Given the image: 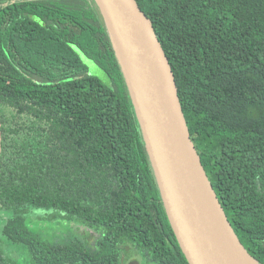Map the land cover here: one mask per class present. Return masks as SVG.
Returning a JSON list of instances; mask_svg holds the SVG:
<instances>
[{
    "label": "trees",
    "instance_id": "trees-1",
    "mask_svg": "<svg viewBox=\"0 0 264 264\" xmlns=\"http://www.w3.org/2000/svg\"><path fill=\"white\" fill-rule=\"evenodd\" d=\"M137 1L226 216L264 264V0ZM0 104L2 233L22 250L20 262L0 246V264H115L121 243L159 259L175 243L188 264L95 0H0ZM40 211L100 232L99 252L37 235Z\"/></svg>",
    "mask_w": 264,
    "mask_h": 264
},
{
    "label": "water",
    "instance_id": "water-1",
    "mask_svg": "<svg viewBox=\"0 0 264 264\" xmlns=\"http://www.w3.org/2000/svg\"><path fill=\"white\" fill-rule=\"evenodd\" d=\"M95 2L124 74L161 200L189 264H260L232 228L202 165L151 19L137 0ZM3 149L0 104V166Z\"/></svg>",
    "mask_w": 264,
    "mask_h": 264
},
{
    "label": "flooded vegetation",
    "instance_id": "flooded-vegetation-1",
    "mask_svg": "<svg viewBox=\"0 0 264 264\" xmlns=\"http://www.w3.org/2000/svg\"><path fill=\"white\" fill-rule=\"evenodd\" d=\"M166 211V210H165ZM167 214V213H166ZM168 217V216H167ZM169 220V219H168ZM170 223V221H169ZM171 226V224H170ZM81 231H83V229L85 228V232L88 231V235H90L91 237L89 238L87 236V234L84 233H74L72 235L67 236L66 238L69 237H77L79 239H81L83 242H85L89 248L94 251V252H99V248L100 246H102L103 244V235L100 232H96L90 228H87L83 225H79ZM172 228V226H171ZM173 230V228H172ZM174 233V231H173ZM175 235V233H174ZM161 239V237H160ZM164 239L167 243L168 246H173V240L172 238H169L168 235L164 236ZM175 239L177 241L178 246L180 247V244L178 242V239L175 235ZM173 250H167L164 251L162 250V258L159 259V257L156 258L155 256V251L154 252H149L147 250H143L140 249L139 247L133 246L132 244H123L121 243L119 245V248L116 249L117 251V257H116V261L115 264H131L132 262H138L139 264H183V261L181 259V257L179 256V250L176 248V245L174 243ZM181 249V247H180ZM182 251V249H181ZM183 253V251H182ZM184 255V253H183ZM168 258V259H163V258ZM184 257L186 258V256L184 255ZM158 259V261H157ZM187 260V258H186ZM181 261V262H180ZM188 262V260H187ZM189 264V262H188Z\"/></svg>",
    "mask_w": 264,
    "mask_h": 264
},
{
    "label": "rangeland",
    "instance_id": "rangeland-1",
    "mask_svg": "<svg viewBox=\"0 0 264 264\" xmlns=\"http://www.w3.org/2000/svg\"><path fill=\"white\" fill-rule=\"evenodd\" d=\"M97 75H102L103 73L100 72L99 68H95ZM104 80L107 81V77H104ZM6 216H0V246L3 247L8 255L15 258L21 262L20 251H22L18 246L11 243L8 238L2 233V228L4 225V221ZM28 223L32 231H34L37 235L45 238V239H54L57 236L60 239L65 240L67 236L72 235L74 233H84L90 238L91 236L88 235V231L85 232V228L82 232L77 230V227L73 223H69L66 221H57L52 216L47 218V214L43 211L35 212L34 214L30 215L28 219Z\"/></svg>",
    "mask_w": 264,
    "mask_h": 264
}]
</instances>
